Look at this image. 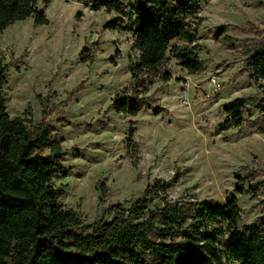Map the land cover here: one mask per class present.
I'll list each match as a JSON object with an SVG mask.
<instances>
[{
  "label": "rangeland",
  "instance_id": "1",
  "mask_svg": "<svg viewBox=\"0 0 264 264\" xmlns=\"http://www.w3.org/2000/svg\"><path fill=\"white\" fill-rule=\"evenodd\" d=\"M43 1L48 25L29 18L0 35L3 94L10 118L32 115V126L45 122L62 145L67 176L55 179L64 187L61 204L77 210L87 226L102 218L104 207H128L158 181L168 184L167 200L215 204L241 184L240 225L257 223L264 213V136L256 106L262 94L246 60L264 42V0H202L196 32L203 70L189 74L168 53L160 72L172 79L144 76L148 91H139L147 103L137 116L109 109L113 98L138 85L131 33L104 28L119 15L94 10L92 0ZM250 97L246 124L227 126L223 107ZM254 186L261 187L257 195Z\"/></svg>",
  "mask_w": 264,
  "mask_h": 264
},
{
  "label": "trees",
  "instance_id": "2",
  "mask_svg": "<svg viewBox=\"0 0 264 264\" xmlns=\"http://www.w3.org/2000/svg\"><path fill=\"white\" fill-rule=\"evenodd\" d=\"M40 1L0 0V35L29 18L36 26L48 25ZM201 1L92 0L94 10L119 15L104 28L130 32L139 52L131 70L137 89L113 98L111 111L129 116L143 111L147 99L139 88L148 91L144 76L172 79L169 72H160L168 53L189 74L203 70L196 32ZM177 40L187 46L174 44ZM246 69L262 94L256 106L264 136V42L247 51ZM6 85L0 53V264H264V213L257 223L240 225L241 184L236 195L215 204L167 200L168 184L158 181L147 186L142 199L128 207H104L101 219L84 226L77 210L61 204L64 187L55 184L57 177L67 176L62 145L45 122L32 126V115L10 118ZM253 100L226 104L227 126L242 128ZM253 190L257 195L261 187ZM156 200L161 203L154 210Z\"/></svg>",
  "mask_w": 264,
  "mask_h": 264
},
{
  "label": "built area",
  "instance_id": "3",
  "mask_svg": "<svg viewBox=\"0 0 264 264\" xmlns=\"http://www.w3.org/2000/svg\"><path fill=\"white\" fill-rule=\"evenodd\" d=\"M211 82H212V84L214 85V87L216 89H220L221 88V84L217 81V78L216 77H212L211 78Z\"/></svg>",
  "mask_w": 264,
  "mask_h": 264
}]
</instances>
